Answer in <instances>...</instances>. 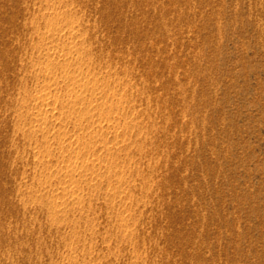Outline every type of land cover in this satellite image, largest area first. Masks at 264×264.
I'll return each instance as SVG.
<instances>
[{"label":"rangeland","instance_id":"1","mask_svg":"<svg viewBox=\"0 0 264 264\" xmlns=\"http://www.w3.org/2000/svg\"><path fill=\"white\" fill-rule=\"evenodd\" d=\"M0 264H264V0H0Z\"/></svg>","mask_w":264,"mask_h":264},{"label":"bare ground","instance_id":"2","mask_svg":"<svg viewBox=\"0 0 264 264\" xmlns=\"http://www.w3.org/2000/svg\"><path fill=\"white\" fill-rule=\"evenodd\" d=\"M76 79H77V78H76ZM80 80H81V79H80ZM80 80H79V81H80ZM73 81H74V80H73ZM76 81H78V80H76ZM76 81H75V82H76ZM83 82H84V81H83ZM83 82H79V83L81 84V83H83ZM72 83H73V82H72ZM77 83H78V82H77ZM77 83H76V84H77ZM79 83H78V84H79ZM71 112H72V111H71ZM66 113H67V112H66ZM68 113H69V112H68Z\"/></svg>","mask_w":264,"mask_h":264}]
</instances>
